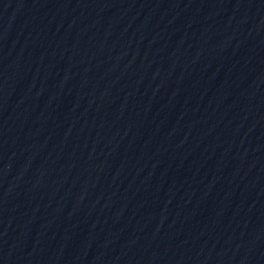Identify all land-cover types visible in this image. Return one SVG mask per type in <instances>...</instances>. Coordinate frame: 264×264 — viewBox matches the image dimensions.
I'll use <instances>...</instances> for the list:
<instances>
[{
	"label": "water",
	"instance_id": "obj_1",
	"mask_svg": "<svg viewBox=\"0 0 264 264\" xmlns=\"http://www.w3.org/2000/svg\"><path fill=\"white\" fill-rule=\"evenodd\" d=\"M0 264H264V0H0Z\"/></svg>",
	"mask_w": 264,
	"mask_h": 264
}]
</instances>
